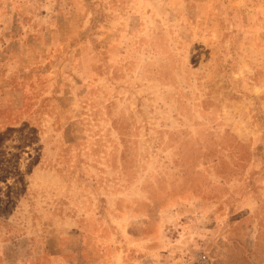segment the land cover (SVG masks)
Instances as JSON below:
<instances>
[{"label": "rangeland", "instance_id": "374dc122", "mask_svg": "<svg viewBox=\"0 0 264 264\" xmlns=\"http://www.w3.org/2000/svg\"><path fill=\"white\" fill-rule=\"evenodd\" d=\"M5 259L264 264V0H0Z\"/></svg>", "mask_w": 264, "mask_h": 264}, {"label": "crops", "instance_id": "0c3cea01", "mask_svg": "<svg viewBox=\"0 0 264 264\" xmlns=\"http://www.w3.org/2000/svg\"><path fill=\"white\" fill-rule=\"evenodd\" d=\"M46 252H50L49 250H47ZM142 252H144V251H142ZM48 254V253H47ZM51 255H53V253H50ZM114 260H115V263H117V259H116V257L114 258ZM4 264H22V263H18L16 260H14V261H8L7 259H5L4 260ZM57 264H64V263H62V261H61V263H57ZM112 264H114L113 262H112Z\"/></svg>", "mask_w": 264, "mask_h": 264}]
</instances>
